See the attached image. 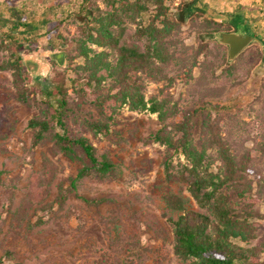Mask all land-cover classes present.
Instances as JSON below:
<instances>
[{
  "label": "rangeland",
  "instance_id": "obj_1",
  "mask_svg": "<svg viewBox=\"0 0 264 264\" xmlns=\"http://www.w3.org/2000/svg\"><path fill=\"white\" fill-rule=\"evenodd\" d=\"M242 1L164 0L169 17L178 23L168 43L170 59L165 65L158 63L161 74L156 80L140 77L147 101H164L168 109H175L177 114H171L167 123L179 120L205 101L219 105L222 136L234 156L250 155L249 178L257 190V185H264V47L253 44L229 62L227 47L216 40L217 32L212 33L205 22L211 19L231 32L230 18L245 8V19L251 21L249 30L264 43V0H249L251 6ZM81 2L0 0L4 18L12 19V11H24L35 21L33 32L26 34L19 28L15 34L23 43L18 55L31 77L29 85L35 89L50 86L57 73L71 77L73 65L82 62L60 44L73 35L70 19ZM187 3L191 12L178 20L179 7ZM254 7L260 13L251 16L249 9ZM148 16L142 13L133 20L123 18L120 46L145 50L148 42L141 29ZM236 23L232 24L238 28ZM25 39L36 42V46L25 43ZM90 48L94 53L102 51ZM56 52L63 53V66L54 57L45 56ZM105 52L114 63L115 52ZM11 53V47L1 43L0 34V264H187L173 252L168 219H175L178 213L166 206L164 196L179 195L188 210L205 213V209L196 204L185 185L166 180V162L175 166L184 164V159L154 141L161 128L157 115L123 107L107 136L94 135L84 128L82 118L96 117L95 108L70 90V104L74 109L80 107L68 118L69 134L86 137L96 156H106L113 168L104 182L90 176L77 180L64 206L58 208L54 200L59 188H66V182L76 178L87 161L79 150L74 159L55 152L51 136L32 146L33 131L27 123L39 116L34 101L42 97L33 92L29 103L19 102L13 71L3 69ZM29 55L47 58L44 75L26 68L24 58ZM110 85V81L104 83L101 92H107ZM45 162L53 165L54 175L47 196L36 201L31 196L35 192L33 178L43 176ZM51 204L53 208H49ZM255 208L264 214V193ZM257 223L253 244L264 248V220ZM261 261L264 263V253Z\"/></svg>",
  "mask_w": 264,
  "mask_h": 264
},
{
  "label": "trees",
  "instance_id": "obj_2",
  "mask_svg": "<svg viewBox=\"0 0 264 264\" xmlns=\"http://www.w3.org/2000/svg\"><path fill=\"white\" fill-rule=\"evenodd\" d=\"M183 6L179 7L182 10L178 20H184V14L191 12L188 3ZM142 13L149 14L148 23L141 29V36L148 42L145 50L120 46L123 18L133 20ZM11 16L12 19H6L0 13L1 43L12 50L11 59L3 69L13 71L19 102L29 103L33 92L42 97L34 101L39 116L27 123L33 131L32 146L51 136L55 152L74 159L79 150L82 159L87 161L77 177L66 182V188H59L54 205L64 206L77 180L90 176L104 182L113 168L106 156H96L94 146L86 137L69 134L68 118L80 107L76 105L74 109L70 104L69 91L95 108L96 117L82 118L84 128L94 135L107 136L117 112L123 107L131 111L147 110L161 122L154 141L180 153L184 159V164L175 166L166 162V180L185 185L196 204L205 209V213L188 210L186 201L179 195L164 196L166 206L178 213L175 219H168L174 237V254L188 261L187 264H264L261 261L264 248L253 244L257 221L264 220V214L255 208L264 193V185H257L256 190L249 178L250 155L234 156L223 138L219 105L205 101L201 107L182 114L179 120L167 123L171 114H177L175 109H168L164 101L145 98L142 76L156 80L161 74L158 63L169 62L168 43L178 25L176 19L169 17L164 0H82L70 19L73 35L60 43L73 51L72 58H81L82 62L73 65L71 77L65 72L57 73L50 86L39 89L29 85L31 77L18 55L23 43L15 37L19 28L26 34L33 32L35 21L24 11H12ZM205 22L212 33L229 31L211 19ZM25 43L36 46L29 39ZM90 46L102 51L94 53ZM105 49L115 52L114 63ZM107 81L111 82L108 91L101 92ZM52 166L45 162L43 176L33 178L35 192L31 196L36 201L47 196L54 175Z\"/></svg>",
  "mask_w": 264,
  "mask_h": 264
},
{
  "label": "water",
  "instance_id": "obj_3",
  "mask_svg": "<svg viewBox=\"0 0 264 264\" xmlns=\"http://www.w3.org/2000/svg\"><path fill=\"white\" fill-rule=\"evenodd\" d=\"M216 40L225 45L228 49V61H233L241 52L248 48L254 38L248 34H241L236 32H219L216 35ZM52 57L56 59L58 64L64 65L62 61L63 53H52Z\"/></svg>",
  "mask_w": 264,
  "mask_h": 264
},
{
  "label": "flooded vegetation",
  "instance_id": "obj_4",
  "mask_svg": "<svg viewBox=\"0 0 264 264\" xmlns=\"http://www.w3.org/2000/svg\"><path fill=\"white\" fill-rule=\"evenodd\" d=\"M243 30H245V31H243ZM246 31H248V33ZM231 32H236V33H241V34L247 33L248 35H250L254 38L251 45L261 44L264 47V43L262 42L261 38L259 36L255 35L254 33H252L248 29L232 28ZM49 55H50L49 53H45L46 57H52V55H50V56ZM46 59L47 58H45V57L43 59L42 55H29L28 57L24 58V64H25L27 69L32 68L31 73L35 74L34 72H36V74L41 73V75H44L47 72V68H48V66L45 64ZM263 61H264V54H263Z\"/></svg>",
  "mask_w": 264,
  "mask_h": 264
},
{
  "label": "crops",
  "instance_id": "obj_5",
  "mask_svg": "<svg viewBox=\"0 0 264 264\" xmlns=\"http://www.w3.org/2000/svg\"><path fill=\"white\" fill-rule=\"evenodd\" d=\"M243 2V4H248L249 6H251L252 5V3H250V1L249 0H243L242 1ZM256 11H255V10ZM254 9H249V10H252L253 12H252V14H251V16H253V14L255 15V14H259L260 12L258 11V9H257V7H254ZM246 12H247V9H245L244 8V11H242V12H237V13H235L231 18H230V20H229V25H230V27H231V29L232 28H235V26L232 24V23H234V21H238V23H236V25H237V27L238 28H242V29H250L249 27L251 26V24L249 23V22H251V21H249V22H247V20L245 19L246 18ZM251 12V11H250ZM263 12V11H262ZM231 24H232V26H231ZM259 26V28L261 27L260 25H258ZM264 33V32H263Z\"/></svg>",
  "mask_w": 264,
  "mask_h": 264
}]
</instances>
